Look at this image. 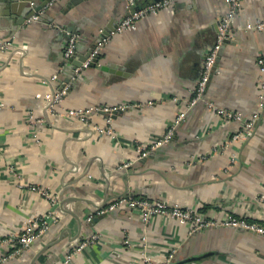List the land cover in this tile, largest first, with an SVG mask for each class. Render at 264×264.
Masks as SVG:
<instances>
[{"label": "crops", "instance_id": "1", "mask_svg": "<svg viewBox=\"0 0 264 264\" xmlns=\"http://www.w3.org/2000/svg\"><path fill=\"white\" fill-rule=\"evenodd\" d=\"M126 3L60 0L43 9L40 20L16 31L9 29L15 22L11 17L1 23L0 39L11 45L0 51V264H59L69 253L68 264H136L143 233L138 211L117 210L87 221L97 208L122 196L161 198L206 217L231 214L264 224V108L249 137L230 141L239 124L223 123L209 107L245 117L257 109L256 59L264 32L244 25L264 20V0H241L234 35L220 49L203 98L188 110L172 140L145 158H138L136 146L163 134L191 99L225 12L224 0H177L141 19L135 30L113 34L98 61L108 69L82 70L56 111L45 110L36 98L70 73L62 57L68 30L77 35L76 51L84 56L99 30L127 13ZM150 3L137 0L136 6ZM119 103L137 107L112 115L113 135L93 130L106 124L104 115L93 114L87 123L63 115L68 109ZM123 162L129 166L119 169ZM29 186L49 190L57 196L56 205ZM51 211L55 219L48 230L11 255L4 239ZM189 233L188 226L154 217L147 251L163 258L174 250L169 264L193 257L199 258L186 264H264L261 235L231 227ZM92 236L87 246L73 251Z\"/></svg>", "mask_w": 264, "mask_h": 264}, {"label": "built area", "instance_id": "2", "mask_svg": "<svg viewBox=\"0 0 264 264\" xmlns=\"http://www.w3.org/2000/svg\"><path fill=\"white\" fill-rule=\"evenodd\" d=\"M177 0H156L150 4H147L142 7H137L135 0H127L126 10L127 13L119 20L114 31L103 36H99L97 43L92 48L91 52L87 56L84 62L81 63L80 67L74 69L72 80L82 72V70L87 69L89 64L93 61L94 58L100 55L104 46L109 42L113 34H122L126 31H133L137 28V23L147 17L158 14L160 11L169 8ZM225 12L221 18L216 23V35L214 42L211 46L206 49L201 70L199 76L194 83L191 89V99L188 101L186 106L180 110L172 119L170 125L166 128L165 132L159 137H154L148 142L138 144L136 146V152L138 158L147 157L150 152L155 149L161 148L169 143L173 136L176 127L185 120L187 112L192 108L198 101L203 98L204 93L207 90L209 82L211 80L214 65L217 60L220 49L226 41L231 39L234 35L233 21L238 13L239 7L241 5V0H224ZM43 10L31 16L26 20V23L32 21L40 20ZM244 29L263 31L264 32V20H256L254 23H246ZM103 33V29L99 30V34ZM77 35L67 34L66 44L63 51V60L67 62L71 57L76 53L77 46ZM10 41L0 39V51L4 52L10 47ZM256 65L258 70L257 77V109L252 112L249 116H243L239 112H234L226 110L224 108H216L210 104L209 107H212V112L220 116L223 123L237 122L239 124V130L230 136L231 140H236L238 138H246L251 135L254 131L256 124L260 119L262 109L264 108V46L259 53L256 59ZM51 81H57V76H52ZM69 88V83L62 85L59 83L58 86L53 87L50 92L45 94L37 95L36 98H40L43 101L45 110L50 112L56 111L57 106L62 101L63 97L66 95ZM3 107V104L0 103V109ZM137 104L133 103H119L116 105H96L88 108H75L68 109L63 112L65 117L70 119H75L80 123H87L88 119L93 114H101L105 116L106 124L103 126H94L93 130L97 134H106L113 135V131L110 127L111 117L114 113L118 111H124L126 109L135 108ZM29 123H34L33 118L29 119ZM38 132V129H36ZM36 134H33L34 137H37ZM129 166L128 162H123L118 165L119 169L126 168ZM15 172V171H14ZM14 175V174H13ZM30 190L39 193L43 199L50 202L51 206L56 205L57 196L51 193L45 188H37L35 186H29ZM126 211L130 212L136 210L140 213L141 221L143 223V233L141 234V245L142 251L140 253V258L137 260L136 264H169L173 258L174 250L169 251L165 257L159 258L153 256L147 251V230L148 225L154 217L160 216L166 220H173L179 226H188L189 232L194 233L199 230L208 227H231L235 229H241L248 232H253L264 237V226L257 222H249L245 218L236 217L233 215H225L222 219H215L206 217L198 209L183 208L178 204L169 205L164 199L155 198L149 199L145 197H131V196H122L115 198L108 202L106 206L102 208H97L94 213L90 214L87 217V221H92L94 216H103L108 212L112 211ZM55 219L54 211L49 212L47 215L40 218L29 219L23 228L4 239V242L11 247V255L19 254L23 250L29 248L32 243H34L38 238H40L46 230L50 227L51 222ZM189 233V234H190ZM95 239V236H92L91 239L86 240L78 244V246L73 250L78 252L85 246L88 242H92ZM125 243H129L128 240H124ZM71 253H69L65 259H63L59 264H68L71 260Z\"/></svg>", "mask_w": 264, "mask_h": 264}, {"label": "water", "instance_id": "3", "mask_svg": "<svg viewBox=\"0 0 264 264\" xmlns=\"http://www.w3.org/2000/svg\"><path fill=\"white\" fill-rule=\"evenodd\" d=\"M60 0H39L38 2H34L33 0H0V29L3 27L1 23L3 22L4 18H12L14 20V24L9 28L11 31L18 30L23 24H25L26 20L29 19L31 16L35 15L36 13L40 12L43 9L48 8L54 2ZM156 0H152L155 2ZM76 3V0H69V4ZM135 4H137V0H135ZM46 24L48 21L42 20ZM119 22V21H118ZM118 22H114L108 25L106 28L103 29V33L99 34L95 40H93L90 50L84 56L78 55L77 51L73 57H71L66 63L70 67V73L66 74L64 78L61 80V86L69 83L72 80V76L74 73V69L81 66V63L85 61L89 53L91 52L94 45L97 43L99 36H103L105 34H109L110 32L114 31ZM68 33L71 34V31L68 30ZM100 56V55H99ZM99 56L93 59V61L89 64L88 67H95L99 68L100 70L106 71L108 68L106 66H99ZM82 73H80L76 77V81L79 79ZM115 113L113 114V116ZM203 257V256H201ZM199 257H193L185 260H180L175 263L171 264H186L189 261L195 260Z\"/></svg>", "mask_w": 264, "mask_h": 264}, {"label": "trees", "instance_id": "4", "mask_svg": "<svg viewBox=\"0 0 264 264\" xmlns=\"http://www.w3.org/2000/svg\"><path fill=\"white\" fill-rule=\"evenodd\" d=\"M249 222H253V221H251V220H248ZM258 223V222H257ZM259 224H261V223H259ZM262 226H264V224H261Z\"/></svg>", "mask_w": 264, "mask_h": 264}]
</instances>
